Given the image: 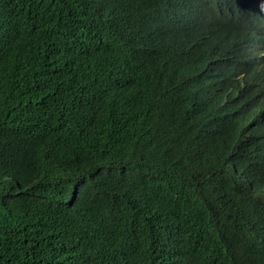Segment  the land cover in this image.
<instances>
[{
  "label": "trees",
  "instance_id": "obj_1",
  "mask_svg": "<svg viewBox=\"0 0 264 264\" xmlns=\"http://www.w3.org/2000/svg\"><path fill=\"white\" fill-rule=\"evenodd\" d=\"M0 264H264L263 0H0Z\"/></svg>",
  "mask_w": 264,
  "mask_h": 264
},
{
  "label": "clouds",
  "instance_id": "obj_2",
  "mask_svg": "<svg viewBox=\"0 0 264 264\" xmlns=\"http://www.w3.org/2000/svg\"><path fill=\"white\" fill-rule=\"evenodd\" d=\"M263 2H264V0H263Z\"/></svg>",
  "mask_w": 264,
  "mask_h": 264
}]
</instances>
